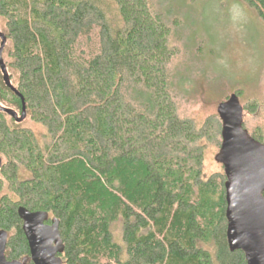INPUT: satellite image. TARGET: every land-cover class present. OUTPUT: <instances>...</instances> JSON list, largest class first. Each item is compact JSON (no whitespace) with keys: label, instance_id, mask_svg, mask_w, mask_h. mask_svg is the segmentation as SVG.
Listing matches in <instances>:
<instances>
[{"label":"trees","instance_id":"16d2710c","mask_svg":"<svg viewBox=\"0 0 264 264\" xmlns=\"http://www.w3.org/2000/svg\"><path fill=\"white\" fill-rule=\"evenodd\" d=\"M245 1L264 20V0ZM177 9V0H0L11 83L26 119L46 130L40 143L26 119L0 112L8 261L32 264L25 207L59 220L62 264H247L227 240L225 171L204 176L222 121L200 125L181 111ZM0 103L21 114L1 68ZM243 108V128L264 144L245 125L254 107Z\"/></svg>","mask_w":264,"mask_h":264},{"label":"rangeland","instance_id":"374dc122","mask_svg":"<svg viewBox=\"0 0 264 264\" xmlns=\"http://www.w3.org/2000/svg\"><path fill=\"white\" fill-rule=\"evenodd\" d=\"M177 4V17L184 27L176 31L182 38L175 40L177 56L172 66L182 84L178 92L182 114L201 125L218 113L226 97L240 90L242 106L255 109L245 112V125L264 138V20L257 9L245 0H177ZM3 26L0 21L2 32ZM193 32L196 37L190 41ZM23 126L31 128L40 143L46 141L41 125L26 119ZM218 143L206 150L205 178L224 171L215 160ZM112 232L122 244L121 221L113 225Z\"/></svg>","mask_w":264,"mask_h":264},{"label":"water","instance_id":"95a60500","mask_svg":"<svg viewBox=\"0 0 264 264\" xmlns=\"http://www.w3.org/2000/svg\"><path fill=\"white\" fill-rule=\"evenodd\" d=\"M0 68L5 84L21 99L19 115L0 103L4 112L22 123L27 117L23 96L12 85L3 53L7 37L0 32ZM222 121V145L215 160L224 166L227 181L226 218L227 240L232 252L245 254L247 264H264V144L243 128L244 108L237 94L221 103L217 109ZM2 159L0 158V168ZM22 230L27 239L32 264H62L58 256L64 250L59 220L43 211L32 212L18 208ZM8 234L0 230V264H27V261H8L5 256Z\"/></svg>","mask_w":264,"mask_h":264},{"label":"flooded vegetation","instance_id":"af4514ba","mask_svg":"<svg viewBox=\"0 0 264 264\" xmlns=\"http://www.w3.org/2000/svg\"><path fill=\"white\" fill-rule=\"evenodd\" d=\"M48 223H50V222H48Z\"/></svg>","mask_w":264,"mask_h":264}]
</instances>
